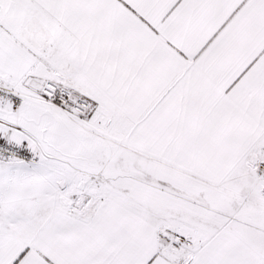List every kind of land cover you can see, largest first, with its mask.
<instances>
[{
    "label": "snow or ice",
    "instance_id": "obj_1",
    "mask_svg": "<svg viewBox=\"0 0 264 264\" xmlns=\"http://www.w3.org/2000/svg\"><path fill=\"white\" fill-rule=\"evenodd\" d=\"M0 264H264V0H0Z\"/></svg>",
    "mask_w": 264,
    "mask_h": 264
}]
</instances>
